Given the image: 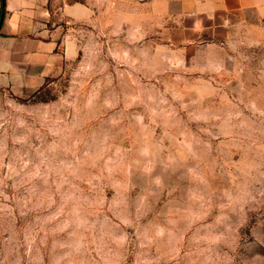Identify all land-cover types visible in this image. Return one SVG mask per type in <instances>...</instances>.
<instances>
[{"label":"rangeland","instance_id":"374dc122","mask_svg":"<svg viewBox=\"0 0 264 264\" xmlns=\"http://www.w3.org/2000/svg\"><path fill=\"white\" fill-rule=\"evenodd\" d=\"M210 1L64 0L62 73L0 87V264H264V19Z\"/></svg>","mask_w":264,"mask_h":264},{"label":"crops","instance_id":"0c3cea01","mask_svg":"<svg viewBox=\"0 0 264 264\" xmlns=\"http://www.w3.org/2000/svg\"><path fill=\"white\" fill-rule=\"evenodd\" d=\"M207 17L253 11L264 19V0H211ZM0 24V87L16 94L39 89L58 77L73 51L65 41L61 19L73 16L80 6L64 0H4ZM213 24L216 25L215 22Z\"/></svg>","mask_w":264,"mask_h":264},{"label":"trees","instance_id":"16d2710c","mask_svg":"<svg viewBox=\"0 0 264 264\" xmlns=\"http://www.w3.org/2000/svg\"><path fill=\"white\" fill-rule=\"evenodd\" d=\"M4 14H5L4 0H0V24L3 20Z\"/></svg>","mask_w":264,"mask_h":264}]
</instances>
